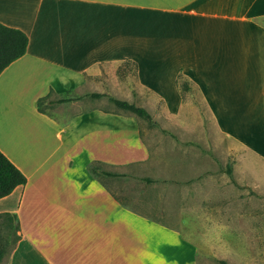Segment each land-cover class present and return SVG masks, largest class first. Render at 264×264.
Instances as JSON below:
<instances>
[{
	"label": "crops",
	"instance_id": "obj_1",
	"mask_svg": "<svg viewBox=\"0 0 264 264\" xmlns=\"http://www.w3.org/2000/svg\"><path fill=\"white\" fill-rule=\"evenodd\" d=\"M263 21L264 0H0V23L28 37L0 74V151L26 177L0 198L17 226L0 264H199V243L102 184V166L150 160L138 116L96 106L60 123L37 102L75 93L102 66L130 64L135 91L170 107L183 79L219 108L243 155L264 159ZM255 234L242 264H264Z\"/></svg>",
	"mask_w": 264,
	"mask_h": 264
},
{
	"label": "rangeland",
	"instance_id": "obj_2",
	"mask_svg": "<svg viewBox=\"0 0 264 264\" xmlns=\"http://www.w3.org/2000/svg\"><path fill=\"white\" fill-rule=\"evenodd\" d=\"M101 71L102 75H87L85 87L71 95L50 93L42 110L65 123L69 116L96 106L132 115L110 98L144 108L151 120L138 117V125L150 160L125 169L102 166L118 174L102 175V184L126 207L199 243L203 249L199 264H242L250 230H255L254 242L264 243V159L243 155L241 144L227 132L230 126L220 123L219 108L205 104L183 79L176 84V102L166 107L152 95L134 90V66L106 65ZM92 93L104 96L93 98ZM61 98L74 101L52 103ZM227 166L232 168L231 176ZM13 240V232H2L0 247L9 251Z\"/></svg>",
	"mask_w": 264,
	"mask_h": 264
},
{
	"label": "trees",
	"instance_id": "obj_3",
	"mask_svg": "<svg viewBox=\"0 0 264 264\" xmlns=\"http://www.w3.org/2000/svg\"><path fill=\"white\" fill-rule=\"evenodd\" d=\"M264 26V21H263ZM28 46V37L27 35L16 28H11L5 26L0 23V74L2 71L8 67L12 62L16 61L17 59L21 58L27 50ZM264 93V91H263ZM93 98H100L104 96L100 93H92L90 94ZM47 98L43 97L40 98L37 102V109L39 112L44 113L41 108L42 102ZM112 102L115 104L116 107L120 108L121 110L129 111L132 114H135L138 117L145 118L147 120H151L150 115L148 112L134 103H129L124 100H118L114 98H110ZM70 98L59 99L52 103H64L71 101ZM95 164L90 165V172L95 173ZM226 172L229 176L232 174V169L230 166H227ZM102 175L106 176H118V174L112 172H106L102 170ZM147 182L150 180L146 179ZM26 183V177L6 158V156L0 151V198L9 195L14 188L20 185H24ZM14 220L16 221V217L10 214H0V224H4L7 228L12 229L14 233V240L12 246L16 242V229L17 226L14 224ZM10 232L11 230H0V237L2 232ZM7 251L4 247H0V262ZM220 264H227L224 261H220Z\"/></svg>",
	"mask_w": 264,
	"mask_h": 264
}]
</instances>
